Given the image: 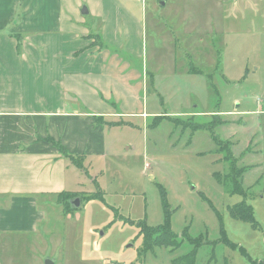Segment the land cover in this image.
<instances>
[{"label":"rangeland","instance_id":"rangeland-1","mask_svg":"<svg viewBox=\"0 0 264 264\" xmlns=\"http://www.w3.org/2000/svg\"><path fill=\"white\" fill-rule=\"evenodd\" d=\"M164 1L133 0L135 12L137 2L142 6L140 50L118 52L138 64L139 97L128 114L108 118L118 124L106 128L104 154L72 158L81 207L55 219L59 243L43 245L49 256H23L22 264L264 260V17L239 20L224 36L234 21L224 5L213 12L198 0ZM260 1L240 15L262 12ZM83 17L78 24L88 31L76 33L72 57L107 45L118 49L102 38L99 20ZM227 151L239 176L230 173ZM237 182L242 192L232 193ZM238 203L251 207L254 223L230 215L229 206ZM166 209L178 246H157L147 233L164 222Z\"/></svg>","mask_w":264,"mask_h":264},{"label":"crops","instance_id":"crops-1","mask_svg":"<svg viewBox=\"0 0 264 264\" xmlns=\"http://www.w3.org/2000/svg\"><path fill=\"white\" fill-rule=\"evenodd\" d=\"M198 1L211 4L213 12L224 5L229 18L234 14V21L223 28L224 36L239 20L264 17V6L262 12L240 15L241 8L246 10L255 0ZM132 3L0 0V264H22L23 256H49L48 250L59 243L55 219L72 217L81 207L78 195L64 203L58 197L81 191L78 166L55 144L67 155L104 154L106 128L118 124L108 118L128 114L125 108L139 97L138 64L126 62L118 52L140 50L142 6L137 2L135 12ZM83 16L99 20L102 38L118 49L110 52L107 45L72 57L76 33L88 31L87 23L78 24ZM74 197L80 198L79 207H71ZM45 244L49 249H43Z\"/></svg>","mask_w":264,"mask_h":264},{"label":"trees","instance_id":"trees-1","mask_svg":"<svg viewBox=\"0 0 264 264\" xmlns=\"http://www.w3.org/2000/svg\"><path fill=\"white\" fill-rule=\"evenodd\" d=\"M47 139L49 141L53 142L50 138H47ZM55 145L57 147H60L62 154L65 155V156H69L71 158L80 156V155H75V156L67 155L63 146H60L59 144H55ZM222 150H225V149L222 148ZM231 154H232L231 151H227V153H225L224 158L229 160V162L231 163V171H230V173L232 172L233 175L235 173L237 176H239L241 170L240 169H236V172H235V167H234L235 158ZM73 162L75 163V160H73ZM237 184L238 185H234L231 188L232 193H233V191L238 192V193L242 192V187L240 186V184L238 182H237ZM76 195H78L76 192L75 193H68V192L65 193L64 192V193L58 194V197L63 199V201H66L69 198H71L72 196H76ZM66 205H68V204L66 203ZM163 206H164V208H166L167 204L164 203ZM68 208H69V206H68ZM229 213L234 218L254 223V219L252 217L251 207L248 206L245 203H238V204L229 206ZM147 233L149 234V237L151 235L154 236V239H153L152 243L157 245V246L166 247V246H169V245H173L172 244L173 242L176 243V246L181 244V242H176L177 235L174 234V232H172L170 230V227H169V211L167 209H166V212H165L164 222L162 224L157 225V226L148 228L147 229ZM186 261H187V264L190 261L192 262V256H183L180 259L173 260V264H183ZM251 264H264V260H262V261H252Z\"/></svg>","mask_w":264,"mask_h":264},{"label":"water","instance_id":"water-1","mask_svg":"<svg viewBox=\"0 0 264 264\" xmlns=\"http://www.w3.org/2000/svg\"><path fill=\"white\" fill-rule=\"evenodd\" d=\"M71 207H79L80 205V198L74 197L71 200H69ZM44 264H54V260L52 259H46L44 261Z\"/></svg>","mask_w":264,"mask_h":264}]
</instances>
